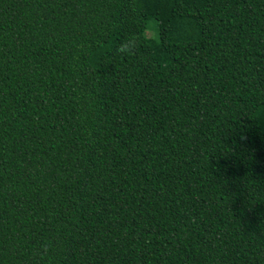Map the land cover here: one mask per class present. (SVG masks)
Instances as JSON below:
<instances>
[{"label":"trees","instance_id":"16d2710c","mask_svg":"<svg viewBox=\"0 0 264 264\" xmlns=\"http://www.w3.org/2000/svg\"><path fill=\"white\" fill-rule=\"evenodd\" d=\"M0 264H264V0H0Z\"/></svg>","mask_w":264,"mask_h":264}]
</instances>
